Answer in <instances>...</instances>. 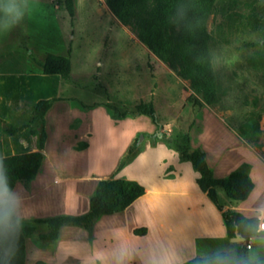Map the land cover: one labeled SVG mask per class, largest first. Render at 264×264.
<instances>
[{"label":"rangeland","instance_id":"374dc122","mask_svg":"<svg viewBox=\"0 0 264 264\" xmlns=\"http://www.w3.org/2000/svg\"><path fill=\"white\" fill-rule=\"evenodd\" d=\"M62 1L30 0L26 22L29 35L18 30L15 23L13 39L16 52L26 55L34 67L47 53L67 55L71 44V72L64 78L67 83L61 93L72 98L51 111L48 123L54 128L52 139L60 132L67 140L83 135L78 143L89 146L70 150L65 142L59 146L62 150L54 151L56 143L52 142L50 157L59 170L71 175L100 174L124 164L125 175L151 187L193 191L192 172L196 171L174 149L188 167H180V179L175 182L157 181L161 160L173 161L174 157L152 146L163 142L168 147L167 140L188 134L192 148H201L204 142L227 144L228 160L238 161L244 147L264 157V0H217L213 5L207 29L219 93L214 104L201 108L193 104L188 82L156 58L132 28L122 25L105 0H74L73 18ZM250 41L258 45L246 47L244 43ZM24 42L31 46L29 53L18 46ZM107 102L117 112L126 110L128 114L114 117ZM140 102L153 105L154 118L135 113ZM30 120L26 125L39 129V124ZM168 128L171 132L166 135ZM211 148L213 160L219 147ZM244 164L250 168L247 162L240 166ZM256 179L262 178L257 175ZM220 196L227 199L223 191ZM147 203L140 218L150 227L154 245L165 239L173 244L180 242V250L173 252L177 262L193 253L192 236L217 227V209L209 199L193 192L162 194L150 197ZM220 249L200 244L192 257Z\"/></svg>","mask_w":264,"mask_h":264},{"label":"crops","instance_id":"0c3cea01","mask_svg":"<svg viewBox=\"0 0 264 264\" xmlns=\"http://www.w3.org/2000/svg\"><path fill=\"white\" fill-rule=\"evenodd\" d=\"M29 1L9 0V2L18 3L23 9L25 19L23 21L21 19L16 25L18 30L28 35V23L26 24V22L30 14ZM2 17L3 13L1 12L0 18ZM14 26L15 23L6 30L0 28V118L12 126L26 127L14 135H9L3 130L0 123V157L38 150H41L44 155L42 167L36 176L29 183L16 182L12 189L21 201L18 210L20 225L31 219H44L63 214H83L89 209L90 195L99 180L115 178H133L135 180L136 178L125 175L127 167L122 169L118 167L115 171L100 174L89 172L71 175L64 170H59L57 162L50 157L52 142L57 145H55L54 151L62 150L59 146L65 142L70 150L78 149L77 146L85 143L86 146L80 149L84 150L89 144L78 143L83 135L79 137L75 135L72 139L67 140L66 134L62 132L59 133V137L54 138L55 140L52 139L54 128L48 123V117L57 105L68 102L72 98L61 93L62 85L67 83L66 79L56 74H43L41 63L44 58L39 65L34 67L26 55L16 52L13 41ZM29 52L30 50L27 51V53ZM50 97L61 99L56 101L44 116L46 137L44 148L40 149L38 135L31 133L30 127L26 123L31 119L32 107L36 101ZM85 134L89 136L88 131ZM152 147L165 149L174 157L173 161H168L167 158L161 160L162 170L157 181L165 183L179 180L180 167H188V164L177 158L175 151L168 148L163 142H158ZM211 147H219L213 160L210 158L214 156ZM228 148L229 146L224 143L205 144L204 142V146L200 149L205 152L206 161L214 177L227 176L242 163H249L248 173L254 182V187L249 196L242 201L228 198L224 190L218 187V200L224 209L241 211L247 216H257L259 210L264 208V157L244 147L245 152H242L243 155L235 162L226 158ZM188 162L190 163V161ZM73 165L76 166V163ZM257 175L262 179H256ZM198 177L197 171L192 172L193 191L182 188H175V190L151 187L137 179L136 181L144 184L145 193L123 211L104 215L88 227L62 226L59 229L58 238L54 241L41 240L38 235L45 233L46 228L43 223H36L34 234L25 238V264H177L193 258L192 254H195L200 244H205L212 250L221 248L220 251L236 248L240 243L227 237L221 211L215 207L206 193L200 190L196 182ZM171 178L175 179L168 180ZM221 191L224 192L227 199L221 200ZM190 192L211 201L217 209V227L192 236L190 248L193 253L177 262L174 260L173 252L180 250L182 247L180 242L173 244L165 239L159 245L156 242L154 245L150 227L145 226L140 218V212L143 207H148L146 204L150 197L162 194L185 195ZM140 227H145L146 232L135 234L133 230ZM169 233L171 236V231ZM249 242L251 244L249 254L254 252L255 256H264V238L262 236L250 237ZM225 246H230V249H223ZM209 252H211L210 255L215 254L212 253L213 251Z\"/></svg>","mask_w":264,"mask_h":264},{"label":"trees","instance_id":"16d2710c","mask_svg":"<svg viewBox=\"0 0 264 264\" xmlns=\"http://www.w3.org/2000/svg\"><path fill=\"white\" fill-rule=\"evenodd\" d=\"M217 0H105L109 11L125 26L132 28L138 40L160 61L166 64L175 74L188 82L193 94V104L198 107L212 105L218 100V84L212 63L210 34L207 29V19ZM63 6L70 18L75 15L74 0H63ZM246 47H255L257 42H246ZM264 47V39L262 41ZM27 52L30 48L25 42L18 45ZM71 44L67 48V55L47 53L41 63L43 74H56L68 78L71 72ZM61 98L50 97L39 99L32 107L31 123L39 124V129H30L37 134L40 149L44 148L46 137L44 116L54 103ZM114 117H124L126 110L117 112L116 107L106 104ZM135 113L147 114L152 118L155 109L151 103L140 102L136 105ZM3 130L14 135L26 126L15 127L0 118ZM166 144L178 152L181 160L190 161L194 170L199 173L196 182L200 190L208 196L215 207L221 211L228 238L236 234L244 237L236 248L217 253L249 255L247 243L250 237L264 236L253 231L257 223V216H247L241 211L224 209L217 196V188L224 190L226 196L232 200H245L254 187L249 176L248 164L231 171L227 176L214 177L209 167L205 152L200 148H192L190 137L184 134L180 138H171ZM86 144L78 146L82 149ZM44 161L41 150L18 153L0 157V167L8 177L9 185L13 189L16 182L29 183L39 172ZM124 164H121V169ZM145 193L144 186L134 179L115 178L99 180L89 198V209L79 215H58L44 219H31L20 226L15 235V251L11 258H7L0 249V264H25V238L35 232V224L43 223L46 232L38 237L41 240L54 241L58 238L59 229L65 225L91 226L104 215L123 211L135 199ZM135 234H144L145 227L133 230ZM215 253V254H217ZM213 254V255H215ZM209 256L193 257L183 264H204ZM259 259L264 262V256Z\"/></svg>","mask_w":264,"mask_h":264},{"label":"clouds","instance_id":"9594fccd","mask_svg":"<svg viewBox=\"0 0 264 264\" xmlns=\"http://www.w3.org/2000/svg\"><path fill=\"white\" fill-rule=\"evenodd\" d=\"M0 12L3 13V17L0 18V28L5 30L10 25L18 23L24 16L20 5L9 0H0ZM20 204V198L10 187L8 177L0 167V249L7 258H11L15 251L14 238L21 226L18 217ZM253 231L258 235L264 234V208L258 212ZM204 264H264V262L252 254L236 255L233 250L232 254L217 253L208 257Z\"/></svg>","mask_w":264,"mask_h":264},{"label":"water","instance_id":"95a60500","mask_svg":"<svg viewBox=\"0 0 264 264\" xmlns=\"http://www.w3.org/2000/svg\"><path fill=\"white\" fill-rule=\"evenodd\" d=\"M233 241H236V242H243L244 241V237H241L239 234H236L235 237L231 238Z\"/></svg>","mask_w":264,"mask_h":264},{"label":"built area","instance_id":"2783aa9c","mask_svg":"<svg viewBox=\"0 0 264 264\" xmlns=\"http://www.w3.org/2000/svg\"><path fill=\"white\" fill-rule=\"evenodd\" d=\"M164 129H166V128H164ZM166 132H167L166 135H169L170 132H171V129L168 128V129L166 130ZM246 246H247L248 249L251 248V244H250V242H248Z\"/></svg>","mask_w":264,"mask_h":264}]
</instances>
